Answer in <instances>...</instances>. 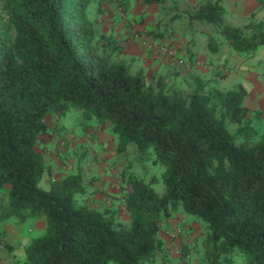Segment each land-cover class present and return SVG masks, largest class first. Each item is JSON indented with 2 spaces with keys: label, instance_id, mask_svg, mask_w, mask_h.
<instances>
[{
  "label": "trees",
  "instance_id": "trees-1",
  "mask_svg": "<svg viewBox=\"0 0 264 264\" xmlns=\"http://www.w3.org/2000/svg\"><path fill=\"white\" fill-rule=\"evenodd\" d=\"M223 1L198 0L187 16L219 26L230 48L249 58L264 45V22L223 25ZM90 3L0 0V228L11 220L44 221L43 234L27 241L22 256L1 231L0 264L4 254L10 264H153L160 256L170 264L166 244L189 228V219H174L180 208L206 224L205 264L236 258L264 264V110L245 105L239 84L209 86L200 74L176 67L166 74L131 71L121 58L123 43L97 33L103 11L97 7L91 17ZM120 6L126 13L129 3L120 0ZM148 35L166 36L156 29ZM209 45L217 49L216 41ZM71 109L110 125L116 154L134 146L136 160L161 167L164 194L154 191L152 179L130 172L129 191L120 197L123 221L116 208L85 203L96 190L92 178L84 183L81 160L42 188L44 175L51 176L36 150L47 132L45 118ZM63 136L55 156L66 164ZM188 244L175 242L178 264H187Z\"/></svg>",
  "mask_w": 264,
  "mask_h": 264
},
{
  "label": "rangeland",
  "instance_id": "rangeland-1",
  "mask_svg": "<svg viewBox=\"0 0 264 264\" xmlns=\"http://www.w3.org/2000/svg\"><path fill=\"white\" fill-rule=\"evenodd\" d=\"M90 1L91 3L88 7V10L90 16L94 17L95 7H97L98 0ZM127 1L129 3L133 0ZM140 1L138 0V4L142 5L144 0ZM183 1L160 0L155 4H152L157 9V13H154V21L147 23L144 27V29H146V32L144 31V35H147V38L151 37L152 39L157 41L168 42L169 38L173 37L174 44L180 57L178 60L181 61V63L169 62L162 58L160 60V63H158L154 62L156 58L150 60L149 56H145L144 58L140 56L139 58H136L135 56L126 54L124 52L125 50L122 52L121 58L126 61L131 71L142 69L145 71V74H149L151 72L166 74L168 73V71H173V67H176V70L178 72L193 71L197 74H200L201 77L209 84V86H215L217 88H233L236 84H238V79H236L235 82L234 80L227 81V79L223 80V78L220 77L217 73H214L217 71V59H228V56L225 55L227 54L226 51L228 50L231 54H233V56L238 54L243 57V55L233 51L225 42V39L220 33L219 26L191 22L187 16V12L192 4ZM135 6H137L138 8V5L135 4ZM145 6L147 7V5ZM224 7L225 14L223 25L242 28L245 26L244 24L247 25V23H249L246 21L245 23L242 22L237 13H233L232 7L228 5H225ZM120 9L121 11H119V13L117 14L122 18V15H124V13L121 6ZM151 15L152 13H147L144 11L140 12V14L138 12V15L134 17L136 20H128L129 23L127 24H125L124 21L123 24L125 25L123 30L119 32L116 31V33H114L112 36L110 35V37L116 39L115 35L119 33V36H121L122 38L116 39L117 41L122 42L123 44L130 42L132 45L136 47L138 46L139 50L146 52L147 48L142 44L140 37H135V34L140 32L138 30V26L136 25L140 24L141 19H143L144 21L145 18ZM121 21L122 20L120 19L117 20L118 23H121ZM154 23H156V27H153ZM108 26H111V23H109ZM153 29H156L158 33L165 34L166 36L163 39H160L155 38L154 35H148V32ZM96 31L98 34H104L103 28H99ZM142 34L143 33L141 32L140 35ZM210 40L217 42V54L212 50L211 47L213 46L209 45ZM178 44H185V48L182 49V46L179 47ZM263 51L264 45L259 48V53L257 52V54L260 56L262 55ZM189 54H193L192 59H189ZM196 58L205 62L213 61L214 59V66L211 68H206L207 64L203 65L202 67H204V70L207 69V71L200 70V72L198 73L196 70H193L190 67L191 63H196ZM146 64H148V68ZM198 67H201V65ZM254 67V72L262 75V73L264 72V60L259 64L254 63ZM245 105L252 109L258 108L256 107L257 103H253L251 101H247ZM49 116H51L54 123L59 122V119L56 115L51 114ZM61 120L64 123L63 127L66 131L62 135L66 136V139L69 140V142H67L69 145L66 150V153L69 152V156L65 158L66 164L68 166L70 165L71 168L73 167V170H75L77 161L81 160V170L84 173V183L87 182L90 178L95 180V182H97L98 184V191L105 192L107 196L106 202L104 204L108 207H112L114 209L116 208L119 211L118 216L120 219H122L123 221L127 220V216L124 213V206L120 197L129 191V188L125 184V180L130 172H133L136 175L145 178V180L152 179V188L154 189V191L159 195L164 194L165 188L161 178L163 169L159 166L151 165L150 162L146 160H136L137 154L134 146H129L125 153L116 154L117 140L116 138H114L115 136L111 132L110 125H98L95 117L86 116L82 111L77 109H71L65 114V116L61 117ZM262 124L264 125V114L262 118ZM101 139L103 141H100ZM101 142L105 143V145H101ZM108 171L110 172V174L107 173ZM105 184H107L106 187L110 186L113 189V193L115 195L107 193L108 188H104ZM75 199L79 203L81 200L80 195H77ZM85 203L88 206H92L89 200H85ZM179 210L180 212H183L181 208ZM180 212H178L177 215L174 216V219L179 220L180 218H187L189 219L187 223L190 226L189 239L191 243L189 244V258H187V264H205V262H203V244L205 242L206 224L190 215L185 214L187 217H184ZM36 221L37 220H27L24 223L16 224L13 220H11L5 224L6 226L0 228V232L4 230V236H6L5 228L7 229L8 226L12 227L10 233L12 234V237H22L26 239L25 241L27 242L28 240H30V238H35L43 234L44 227L38 228L36 225ZM20 246H23V244H16L14 252L18 250ZM172 250L173 251H170L169 253L168 261L170 264H178L180 246L175 245ZM4 257L5 258L3 259V264H10L11 258L7 254H4ZM155 260L156 261L153 264H161L162 258L161 256L156 257ZM240 263L241 258H236V262L234 264Z\"/></svg>",
  "mask_w": 264,
  "mask_h": 264
},
{
  "label": "crops",
  "instance_id": "crops-1",
  "mask_svg": "<svg viewBox=\"0 0 264 264\" xmlns=\"http://www.w3.org/2000/svg\"><path fill=\"white\" fill-rule=\"evenodd\" d=\"M140 1V0H139ZM183 1V0H182ZM186 2H188L189 4L194 5L196 3V1L198 0H184ZM183 1V2H184ZM260 1L264 0H224L222 2L223 7L225 5H228L230 7L233 8V13H237V15L241 18L242 22L245 23L249 22V23H256V22H264V6L260 5ZM141 2V1H140ZM143 2V1H142ZM145 2H143L142 5L138 4V0H133L131 2H129V6H128V10L126 13H124V15H122V18L117 14L119 13V11H121L120 9V0H98V4L97 7H99L103 13L100 14L99 19L102 20L101 24H97L95 26L96 30L99 28H103L104 30V34L108 35V36H112L114 33L119 32L121 30H123L124 25L129 23V21H133L136 20L134 17L136 15H138V12L140 14V12L144 11L147 13H152L151 16H148L147 18L144 19L143 23H140L136 26H138V30L140 31L139 33H144V31L146 29H144V27L146 26L147 23L153 22L154 21V13H157V9L151 4L149 6H145L144 4ZM138 5V8L137 6ZM95 7V8H97ZM156 9V10H155ZM140 10V11H139ZM136 11V12H135ZM224 14H225V7H224ZM173 18V17H172ZM120 19L122 20L121 23H118L117 20ZM129 20V21H128ZM125 21V24H123V22ZM223 21H224V15H223ZM111 23V26H108V24ZM133 23V22H132ZM248 24V23H247ZM246 25V24H244ZM156 27V23L153 24V27ZM146 32V31H145ZM116 39H121L122 37L119 36V33H117V35H115ZM188 43V42H187ZM126 48H125V53L130 55V56H135L136 58H139L140 56H142V58H144L145 56H149L150 60H153L154 58H156V60L154 62H158L160 63L161 58L158 57L150 52H148L146 50V52L139 50L138 46H134L132 45L130 42L124 43L123 44ZM187 45V44H186ZM179 47L182 46V49L185 48V44L183 45H179ZM260 48V47H259ZM259 48L256 51V53L249 57V58H244L241 57L240 55H235L233 56V54L230 53V51H226L228 56V59H217V71L221 72L222 74L225 75V77L223 78V80L227 79V81H231V80H235L238 79L237 81L239 85H242L244 90L246 91V96L244 98V103L248 102H253V103H257L256 107H258L257 109H252L250 107L251 110L253 111H257V110H264V72L262 73V75L255 73V67H254V63H261L264 60V51L262 53V55H258L257 52L259 53ZM145 54H144V53ZM216 54L218 52V48L214 51ZM193 54H189V56H192ZM223 55V56H225ZM195 60V58H194ZM196 63H199L198 66L201 65V67H194L192 68L193 70H196L198 73L200 72V70H204V67H202L203 65H206V68H211L214 66V59L213 61H209V62H205L202 61L198 58H196ZM231 61V62H229ZM259 62V63H258ZM147 68L149 67L148 64H146ZM157 67V66H156ZM155 67V68H156ZM203 68V69H201ZM204 71H207V69H205ZM216 71V70H215ZM203 72V71H202ZM215 73V72H214ZM203 74V73H201ZM236 84V85H238ZM59 122L58 123H54L52 121L51 116H47L45 118V123L47 126V132L42 135L37 142V146H36V150L38 152H41L44 154V157L50 167L51 170V176L45 174L40 185L42 188L44 189H49L50 185H49V179L50 177L54 180H60L62 178H64L72 169L71 166L65 164L64 161L58 159L55 156V150L57 149V142L59 139L62 138V134L65 133V129H64V123L61 120V117L58 118ZM90 129V128H88ZM100 141H103L102 139ZM105 143L101 142V145ZM77 148V147H75ZM69 153V152H68ZM68 153L65 154L66 157H68ZM93 180V179H92ZM107 184L104 185V188H108L107 189V193L108 194H113L115 195L113 192V189L110 186H107ZM92 188H94L97 190L90 196V201H92L91 205H93L96 208H103V206L105 205L104 203L106 202V194L103 191H98V184L97 182H95V180L92 181ZM103 188V187H101ZM36 225L38 228H43L44 227V221L43 220H37L36 221ZM6 226L5 224L2 226L4 227ZM189 228H187L188 230L186 231V238L188 237V234L190 232V226L188 225ZM11 228L9 227L6 230V236L5 238L7 240H9L12 245L13 244H18L21 245L23 244V246H20V248L18 250H16L14 253L17 256H22L23 254V247L24 245L27 243L22 237L20 238H15L12 237L11 233ZM190 236V235H189ZM185 239V243L187 244V242L190 244L191 241L190 239L187 241L186 238ZM183 239H181L180 237L177 239V241H175L176 243H181V241H183ZM175 242H173V244L170 246V243H167L166 246L169 249L168 252L170 253V251H173V247L175 246ZM188 244V245H189ZM15 245L14 248H15ZM174 245V246H173ZM173 246V247H172Z\"/></svg>",
  "mask_w": 264,
  "mask_h": 264
},
{
  "label": "built area",
  "instance_id": "built-area-1",
  "mask_svg": "<svg viewBox=\"0 0 264 264\" xmlns=\"http://www.w3.org/2000/svg\"><path fill=\"white\" fill-rule=\"evenodd\" d=\"M147 35H140V33H136L135 37H140L142 44L147 48L148 52L156 55L157 57H160L166 61L169 62H178L181 63L178 59L180 58L178 55V51L176 49V46L174 44V39L173 37H170L168 42L164 41H157L152 39L151 37H146ZM199 63H191V69L194 68L195 66L197 67ZM110 174V172H107ZM165 223H163L161 226L165 228ZM179 229H177L178 231ZM174 235V233L172 232Z\"/></svg>",
  "mask_w": 264,
  "mask_h": 264
}]
</instances>
